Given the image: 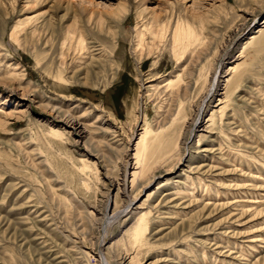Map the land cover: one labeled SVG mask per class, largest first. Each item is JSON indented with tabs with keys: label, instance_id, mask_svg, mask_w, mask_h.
Returning <instances> with one entry per match:
<instances>
[{
	"label": "rangeland",
	"instance_id": "1",
	"mask_svg": "<svg viewBox=\"0 0 264 264\" xmlns=\"http://www.w3.org/2000/svg\"><path fill=\"white\" fill-rule=\"evenodd\" d=\"M178 23L208 50L178 60ZM263 23L264 0H0V264H99L101 242L110 264H264ZM188 62L181 162L169 149L131 192L140 134L170 98L152 86ZM213 62L217 92L188 135L208 87L198 71ZM150 210L135 248L130 230Z\"/></svg>",
	"mask_w": 264,
	"mask_h": 264
},
{
	"label": "bare ground",
	"instance_id": "2",
	"mask_svg": "<svg viewBox=\"0 0 264 264\" xmlns=\"http://www.w3.org/2000/svg\"><path fill=\"white\" fill-rule=\"evenodd\" d=\"M162 30H164V29H162ZM19 31H20L19 27H15V29L12 32V38L15 39L16 42L18 41ZM260 31L261 30H259L258 32H260ZM144 32L143 31H139V33L137 32L138 33L137 36L139 37L138 41H140V42H143L144 40L146 41L147 38H146V35ZM161 32L162 31H160L158 33L160 36H163L165 32L164 33L163 32L161 33ZM150 33L152 34L153 37H156L158 35L157 33H155V31H151ZM144 35H145V37H144ZM157 38H156V40H157ZM171 39L173 40V44H172V50L174 52L173 55H175L176 58L178 60H181V61L183 58L189 57L192 54L195 56L197 54L196 52L201 51V49L205 48V50H208V48L206 46H209V44H210V43H208V41L204 42V40H202L200 38V36L197 34L195 29L193 27H191V25H183V24H179V23L177 24L176 29L174 30V33H173ZM77 42H78L77 50L80 51V53H82V55L92 51L91 50L92 48L89 47V45L87 44V42L85 41L83 36H81ZM159 43H161V42H159ZM198 44H202V47L198 46L199 48H197ZM146 48L147 47L145 46V49ZM139 49H140V47H139ZM205 50H203L202 52H205ZM209 52H210V50H209ZM217 52L218 51L216 50V53ZM206 53H207V51H206ZM82 55H80V56L82 57ZM148 56H147V59H148ZM190 60H191V58H190ZM186 61L187 60H185V62ZM189 62L187 64V66H185L182 74L179 73L180 75L178 74L177 76L170 78V80H167L161 86H159L158 84H155L152 86V87H155L154 88L155 91H159V90H161L162 92L168 91L170 101H169V99H167L168 98L167 97L166 99L168 100V102L162 103L160 110H162V108L166 106L167 111H166L165 117L163 116L164 118L158 122L156 128L152 129L150 127V125H147L145 128H143L142 133L140 134L139 141L136 144L135 154L132 157V159L135 161V163L130 168L133 171L132 175H131V177H132L131 192L138 189L140 184H142L144 182H147L149 184V182L152 181L154 179V177L156 176V172H157L158 168H161L160 166H165L166 163L171 161L172 156L168 152L169 149L173 153H176V155L178 156L177 157L178 158L177 164L181 162L183 153H182V148H181L182 145L180 144L179 139L182 135V129H183L184 125H186L188 114H187V107H186L185 102L188 99V97L190 96V92H191L190 88L192 87V86L190 87V81L189 80L186 81V79L184 78V76H186L187 74L189 75V73L187 71L188 67H193V66H191L192 64L190 65ZM201 64H199V65H201ZM193 69H195V68L193 67ZM198 72H199L198 73V79L195 82L196 85H198L197 86L198 89L201 90V88L203 87L202 83H206V85H208V87H206L207 90H206L205 94L203 93L204 95H203V98H202L198 108L196 107L197 108L196 118L194 117L195 119L191 120L190 124L187 127L188 135H192V134L196 133L197 128H199L198 126L200 124L197 119H198V117H200L202 115V111L205 109V107L207 108V106L210 104L212 97L217 92L216 91L217 89H215V88H217V86H218L217 85L218 84V77L216 74L215 62L211 63V67H209V68L208 67L205 68V66L202 65V67L199 69ZM58 79L60 82L67 83L65 81V79L63 78V76L61 75V73L58 76ZM200 81L202 82L201 84H200ZM207 82H208V84H207ZM195 93H196V91H195ZM161 95H163V93ZM190 103H191V100H190ZM225 107L226 106L224 105L222 108H220L221 113L224 111ZM220 117L222 120L224 115H221ZM106 123L108 124L107 127L111 129L112 124L109 123L108 121ZM177 123L179 125L181 124V126L179 127L178 130H176V128H175ZM66 125H68L69 128H71L75 132H77V134L80 138H82L86 134V129L83 127V125L80 123V121L74 117L72 118V116L68 117V121L66 122ZM52 131H55V130L52 129ZM54 133L57 135L55 137H60L62 135L58 131H55ZM161 139L162 140L165 139V141L163 140V142H161L162 141ZM171 145H174L173 148H171L172 147ZM158 151H160V154H157ZM163 151H165V152L163 153ZM156 154H157V156H155ZM152 156H154L155 158H152ZM155 164H157V165L154 166ZM174 166L176 167V165H173L172 168H174ZM125 188H124V191H125ZM118 190H119V192H121L120 187L118 188ZM170 198H171V196L169 197V199ZM130 207H131V205H128L124 209L119 210V212H117V213H116V211H114V213H113L114 215L112 217L105 216L104 220H107L106 223L108 225H110L112 223V221L117 220L119 216H121L124 213H126L127 211H129ZM258 213H262V210H259ZM150 215H151V210L146 214L140 215L139 218L137 219V222L135 223V225H133V227L131 228V230H130L131 232L129 235H130V240H131L132 244L134 245V247L138 246V248H139V247L146 244L147 233L149 231L148 229H149V223H150L148 221V219L150 218ZM105 238L103 239V242L106 240ZM100 244H101V246H103L102 242ZM101 246H99L100 248H98V250H97V253L99 256L98 262H99V264H110L105 259Z\"/></svg>",
	"mask_w": 264,
	"mask_h": 264
}]
</instances>
